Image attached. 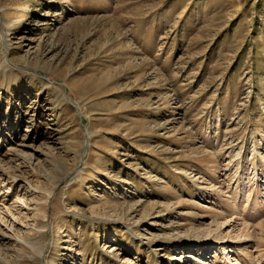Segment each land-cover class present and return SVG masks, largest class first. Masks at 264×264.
<instances>
[{
    "label": "rangeland",
    "instance_id": "obj_1",
    "mask_svg": "<svg viewBox=\"0 0 264 264\" xmlns=\"http://www.w3.org/2000/svg\"><path fill=\"white\" fill-rule=\"evenodd\" d=\"M0 264H264V0H0Z\"/></svg>",
    "mask_w": 264,
    "mask_h": 264
}]
</instances>
